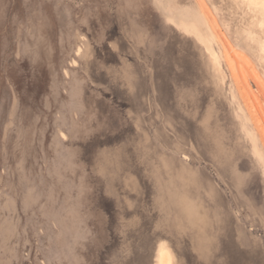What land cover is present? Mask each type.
Returning a JSON list of instances; mask_svg holds the SVG:
<instances>
[{
    "label": "rangeland",
    "instance_id": "rangeland-1",
    "mask_svg": "<svg viewBox=\"0 0 264 264\" xmlns=\"http://www.w3.org/2000/svg\"><path fill=\"white\" fill-rule=\"evenodd\" d=\"M0 264H264V0H0Z\"/></svg>",
    "mask_w": 264,
    "mask_h": 264
}]
</instances>
